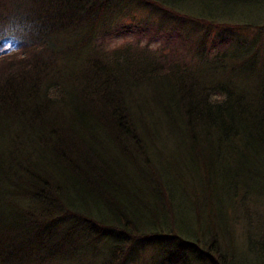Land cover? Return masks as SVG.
<instances>
[{
    "label": "trees",
    "instance_id": "1",
    "mask_svg": "<svg viewBox=\"0 0 264 264\" xmlns=\"http://www.w3.org/2000/svg\"><path fill=\"white\" fill-rule=\"evenodd\" d=\"M132 5L158 19L153 34L119 12L117 26L106 19ZM188 9L176 0H0V264L99 255L101 264H244L219 236L237 228L238 194L264 198V53L255 47V66L238 73L236 60L241 67L253 52L247 37L236 43L210 28L260 21ZM129 27L136 38L113 40ZM242 73L254 84L239 83ZM155 139L175 141L169 160ZM181 167L197 171L191 181L204 195L182 190L196 211L183 227L171 191ZM144 241L150 256L138 249ZM253 248L249 264H264V231Z\"/></svg>",
    "mask_w": 264,
    "mask_h": 264
},
{
    "label": "rangeland",
    "instance_id": "2",
    "mask_svg": "<svg viewBox=\"0 0 264 264\" xmlns=\"http://www.w3.org/2000/svg\"><path fill=\"white\" fill-rule=\"evenodd\" d=\"M231 1V2H230ZM176 2L178 4L184 5L185 7L189 8L191 11L195 12V14H198L200 16L203 17H208L211 18L213 21L215 20H222L223 19L233 22V21H238L241 23H245L248 21H260L258 22V25H264V0H244V1H233V0H225L222 1L221 3H210L207 0H176ZM188 9V10H189ZM118 12L120 17L118 21H124L123 23L127 22V23H132L130 24L132 27H141V26H145L147 23L150 27V35L154 33V30L156 28V23L158 21V19L153 16L149 9L144 6V5H132L129 6V9L127 11L121 12L120 11H115L114 13H110L109 16L106 17V19H112L113 22H116V18L118 16ZM225 21V22H227ZM115 26L118 25V23H114ZM135 24V25H134ZM258 25L257 27H254V25H252L249 28H244L241 29L239 32L237 31H233L231 32L229 29H224L222 27H218V26H213L210 28V33L213 36H216L219 33H222L221 36H226L231 35L232 38L234 40V42L237 40L235 39V37H239V36H245L242 38H246L247 37V43L248 45L252 48L253 52L250 55H246L248 56L247 59H245L244 61L241 62V67H237L236 65L240 62V60H236L237 64H234V68L235 71L238 72L237 69H248L250 67L255 66V62L257 61L256 58L257 56H255V47H257V49L259 50L260 54L264 53V33L262 29H260L261 32L258 31ZM172 27V23L170 24V26ZM166 29L164 31V33H167ZM135 31L134 28L129 27L128 30L124 33H119L116 34L115 38L113 40L115 41H122L125 39H133L136 38L135 36H133V32ZM162 32V31H161ZM220 36V38H222ZM234 36V38H233ZM147 36L144 35L142 38V42H146L147 40ZM161 40L158 38L155 41H153L151 43V47L156 48L160 45ZM235 47V46H234ZM236 52H238L240 54V48L239 47H235ZM254 53V54H253ZM264 59H259L258 60V66L257 69H264ZM232 65V64H231ZM232 67L228 68V69H234ZM239 73V72H238ZM235 79L239 82V83H243L245 86L250 87V85H253L255 82V79H253V77L251 75H248V73H242V75H235ZM170 141V142H169ZM162 144V145H161ZM168 146L163 148V146ZM174 144L175 141L174 140H167V141H162V139H155L154 140V145H158L159 148L162 151V157L165 158V160H169V156L171 155V153L173 152L174 149ZM219 162V161H218ZM167 171L168 169H171L170 167H165L163 166ZM181 173L183 174V179L180 180H175L176 181L175 185H171L169 183V185H171V191L173 194V198L175 199H179L180 201L182 200L183 204L182 207L185 208H177L174 210L175 212H177V221L179 223V225L181 227H183L182 225H185V220L187 221L186 225L189 224V216H195L196 215V211L195 209H192V205L190 201H185L183 194H182V190L184 189H190V187H196V195L199 196L201 199H204V195H203V187L202 184L199 182L200 180L198 178H195L193 181L192 180V176L196 177V173L197 171L194 170L193 168H182L180 169ZM255 183V182H254ZM261 192L264 194V182L263 181H258L257 182ZM168 185V186H169ZM243 185V184H242ZM241 185V186H242ZM230 194V190L227 189L226 192V198H228ZM239 195V198L236 202V209H235V217H236V222H237V228L235 230V232L231 235L228 234L226 235V238L219 236V238L222 240H224V242H230L234 243L235 245L233 246V252L234 255L237 258H240L241 262L244 264H249V263H254L255 261V253L253 252L255 248H253L254 245V240L256 239L257 235H261V231H264V198L263 197H259L261 196V194L257 195L255 198H257L258 200H254L253 198L251 199V197L247 196V195H243V193ZM254 196V195H253ZM177 197V198H176ZM190 197V196H189ZM179 203V202H178ZM229 203V202H228ZM227 203V204H228ZM192 212V213H191ZM188 213H191L190 215H187ZM186 214V215H185ZM217 218L221 221V222H225L230 224V220L225 221L223 216H220ZM195 221V220H194ZM194 221H192V223L194 224ZM205 224H206V219L204 218L203 221V229L205 230ZM208 225V224H207ZM178 226V225H177ZM206 233V232H205ZM206 237V236H205ZM219 239V240H220ZM253 239V240H252ZM250 240V242H249ZM220 241V242H221ZM144 248V254L150 256L149 254L152 252L151 248H154V246L150 243H146L144 242H139L138 245V249ZM102 255H99L97 258H83V264H101L100 262H102L101 259ZM140 260V258H139ZM246 262V263H245ZM61 264H77L76 261L70 262V261H65L62 262Z\"/></svg>",
    "mask_w": 264,
    "mask_h": 264
}]
</instances>
